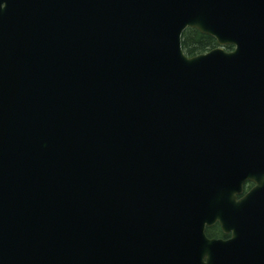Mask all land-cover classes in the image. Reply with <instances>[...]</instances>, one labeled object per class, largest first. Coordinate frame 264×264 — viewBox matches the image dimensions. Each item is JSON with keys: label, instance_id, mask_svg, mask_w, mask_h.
<instances>
[{"label": "water", "instance_id": "95a60500", "mask_svg": "<svg viewBox=\"0 0 264 264\" xmlns=\"http://www.w3.org/2000/svg\"><path fill=\"white\" fill-rule=\"evenodd\" d=\"M0 264H264V0H0Z\"/></svg>", "mask_w": 264, "mask_h": 264}, {"label": "trees", "instance_id": "16d2710c", "mask_svg": "<svg viewBox=\"0 0 264 264\" xmlns=\"http://www.w3.org/2000/svg\"><path fill=\"white\" fill-rule=\"evenodd\" d=\"M182 47L187 56L194 57L218 47V44L209 35L202 34L196 29H187L182 36ZM225 49L230 51L233 47L227 46Z\"/></svg>", "mask_w": 264, "mask_h": 264}, {"label": "flooded vegetation", "instance_id": "af4514ba", "mask_svg": "<svg viewBox=\"0 0 264 264\" xmlns=\"http://www.w3.org/2000/svg\"><path fill=\"white\" fill-rule=\"evenodd\" d=\"M256 187V183L247 180L243 184V190L240 195L237 196V201H243L246 195ZM205 235L210 240H229L232 237V233H225L219 222L213 226H206Z\"/></svg>", "mask_w": 264, "mask_h": 264}]
</instances>
